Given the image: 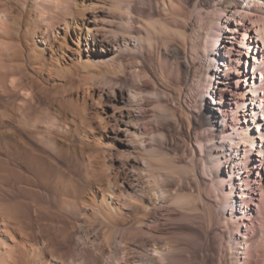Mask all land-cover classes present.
Wrapping results in <instances>:
<instances>
[{"label": "bare ground", "instance_id": "bare-ground-1", "mask_svg": "<svg viewBox=\"0 0 264 264\" xmlns=\"http://www.w3.org/2000/svg\"><path fill=\"white\" fill-rule=\"evenodd\" d=\"M262 124L264 0H0V264H264Z\"/></svg>", "mask_w": 264, "mask_h": 264}, {"label": "rangeland", "instance_id": "rangeland-1", "mask_svg": "<svg viewBox=\"0 0 264 264\" xmlns=\"http://www.w3.org/2000/svg\"><path fill=\"white\" fill-rule=\"evenodd\" d=\"M189 89H187V96L190 98V103L188 105L192 109H197V107L199 106V99L195 91L191 88ZM149 114L150 116L151 114L153 115L152 112H150ZM260 126H263V124ZM150 132H154V130L150 129ZM183 136L182 138L178 137L175 142H170L167 153L171 155L172 157L175 155V153L178 154L180 152L182 154L181 152V146L183 144L182 142L186 141L187 143L189 141V138L186 134H184ZM203 187L205 188V193L207 197L213 198V191L210 189V187L208 185H204ZM171 210L172 211L170 213L171 220L169 222V229L173 228L172 230L174 231V228H177L179 226V223L172 219L176 218V216H180V213L179 211L176 210L175 207H172ZM213 211L217 217L216 219L217 226L214 228L213 232L211 233V240H212L213 246L207 253L203 254L202 251L198 250L195 254H191L193 253V251H191L192 248L187 243L185 237L179 233L175 234L172 230H168L167 233L168 232L169 233L164 235L166 236V239L162 238V240H164V243L162 242V244H164L165 247L168 244L167 250H169L173 255L176 256V261L178 262V264H233L232 259H231L232 257L230 255V249H229L230 246L227 242L228 234L224 232V229L221 225L222 211H220L216 205H213ZM166 218H168L167 214L166 216H164V219Z\"/></svg>", "mask_w": 264, "mask_h": 264}]
</instances>
